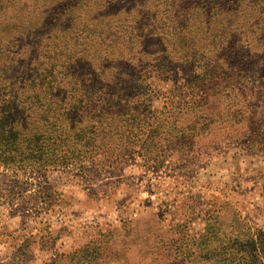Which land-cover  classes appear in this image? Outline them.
<instances>
[{
  "label": "rangeland",
  "instance_id": "obj_1",
  "mask_svg": "<svg viewBox=\"0 0 264 264\" xmlns=\"http://www.w3.org/2000/svg\"><path fill=\"white\" fill-rule=\"evenodd\" d=\"M263 3L237 6L240 62L230 67L229 52L205 78L219 119L204 120L190 149L155 161L137 148L119 162L0 159V264H248L255 251L264 264ZM181 75L155 78L153 109Z\"/></svg>",
  "mask_w": 264,
  "mask_h": 264
},
{
  "label": "trees",
  "instance_id": "obj_2",
  "mask_svg": "<svg viewBox=\"0 0 264 264\" xmlns=\"http://www.w3.org/2000/svg\"><path fill=\"white\" fill-rule=\"evenodd\" d=\"M259 1L0 0V159L119 162L137 148L155 161L190 149L204 120L219 119L205 78L216 80L229 52L230 67L240 62L237 6ZM255 21L247 12L242 24ZM177 72L181 83L153 109L155 78ZM249 261L263 264L257 251Z\"/></svg>",
  "mask_w": 264,
  "mask_h": 264
}]
</instances>
